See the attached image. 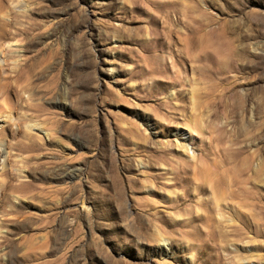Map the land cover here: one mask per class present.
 <instances>
[{
	"label": "rangeland",
	"instance_id": "1",
	"mask_svg": "<svg viewBox=\"0 0 264 264\" xmlns=\"http://www.w3.org/2000/svg\"><path fill=\"white\" fill-rule=\"evenodd\" d=\"M2 2L11 129L48 136L31 132L38 153L23 132L0 141V170L47 189L13 199L23 214L0 208V242L17 245L0 264H264V0ZM196 161L226 171L228 207L193 180L169 187Z\"/></svg>",
	"mask_w": 264,
	"mask_h": 264
},
{
	"label": "bare ground",
	"instance_id": "2",
	"mask_svg": "<svg viewBox=\"0 0 264 264\" xmlns=\"http://www.w3.org/2000/svg\"><path fill=\"white\" fill-rule=\"evenodd\" d=\"M2 1H4V0H0V47L3 46V44L5 43V42H3V40L7 36V31H8L7 27L9 26V22L5 20V17L7 15L4 12L5 6L3 5ZM12 1H14V0H12ZM187 40L188 39H186V41ZM188 44H189V42H188ZM2 53L4 54V51ZM14 90H15V87H14V81H13L12 76L4 74L3 66L0 64V116H3L5 123H7V125L5 127L0 128V141L4 140V137H5L4 135L7 132L8 133H12L14 135L16 133L19 135V134H21V132H23L24 133V139H23V141L21 143V149H23V150H33L36 153L41 152V151L44 150L45 145H43L41 137H39L37 135L33 136L31 134V132H34L35 129H38V130H40L42 132H46V131H44L43 129H41L38 126L33 125V124L21 125L19 128L17 127L16 132L11 129V125H10L11 122L13 120L14 121L18 120L16 118L13 119L12 110L9 107V104H10L9 103V100H10L9 98H10V96H12V93L14 92ZM156 104H158L159 108L167 106L166 103L163 102V101H159V103L156 102ZM165 119H167V118H164L162 121L166 122ZM13 123L15 124V122H13ZM133 134L134 135L139 134L138 131L135 128H133ZM46 136H48V132H46ZM178 136H180V138H182V141H183V143L181 145H178L179 150H180L179 152L182 155L188 156L189 158L196 159V157L194 156V152H193V148H192V142H191L192 139L194 138L192 133H190L189 136L186 137L187 134L184 133V132H181L178 135H176L177 139H179ZM138 137L139 136H137L136 138H138ZM140 141H141V143L138 144V143L134 142V144L136 146H138V147L147 146V138L140 137ZM178 141H180V140H178ZM37 142H41V144H37ZM0 152H1V150H0ZM190 152L192 154H190ZM36 164H37L38 168H40V169L43 166L46 165V163L45 164L44 163H36ZM178 166L180 167V169L178 171V174H177L179 177L178 176L176 177V175H175L176 178L174 180H172V183H171V185H169V187L185 186V182L193 180V181H195V184H196L195 189H194L195 190V194L204 193L209 188L211 190V193H210L211 196L208 198V202H211V204L214 206V208H216V210H219L221 208L224 209L227 206V204L225 202V198L227 197V193L230 194V193H232V191H230L229 187H227V183H229L228 180H227V183L224 182V180H223V178H224L223 174H225L226 171L224 169H222V167H220L219 164H215L214 163V168L211 169V167H209V165H205V164H201V163L198 164L197 161H196L195 162V166L193 165L194 166L193 170L192 169L189 170L190 166L188 165V163L182 162V163H179ZM247 167H248V165L243 166L238 171L241 173V172H243V168L247 169ZM0 171H1V175L4 176V178L0 180V197H1V199H0V208L6 209V207L8 206L9 207V210H8L9 214H23L24 213V212H22L21 209H18L17 207H15L13 199H18L21 196L23 198H26V197H28L29 194L31 196H36V195H39L42 192H44L45 189H46V188H43V187L35 186L36 184L35 183H34L35 185L33 184V180H29L31 177H33V173H29L30 171H28L27 174H24V171H22V170L18 172V174H17L18 177L25 179V180L21 181L20 183H14L15 176L14 175L10 176V174H11L10 173V169H9L8 165H6V163L2 165V168H1ZM190 171H192V176L190 178L186 177V175ZM75 172H79V170H77ZM66 175L68 177L75 176L74 172L68 173ZM188 176H190V174ZM178 179H181V180H178ZM129 181H130V179H129ZM231 183H232V181H231ZM187 184H189V183H187ZM228 186H230V185H228ZM231 187L233 188V186H231ZM72 188L73 187L69 186V187H66L64 189H56L54 191V194L56 196L62 197V195L65 193L66 190H67V192H71ZM235 188H237V187H235ZM189 190L190 189H188L187 191L189 192ZM236 190H238V189H236ZM75 193H76L75 191H72L73 197H74ZM92 193H93V190H92ZM185 194H187V193H185ZM185 196L186 195H184V196L177 195L175 197L176 198V204L179 203V202L187 203V199L185 198ZM81 197L84 198V195L78 196L76 198L80 199ZM187 197H188V195H187ZM228 198L229 197H227V199ZM202 201L204 202L205 200H202ZM208 206H210V205L208 204ZM202 207H204V206H202ZM209 208L210 207H208V209ZM208 209L206 208L205 214L208 211V215H209V210ZM56 210H57V208H56ZM213 210H215V209H213ZM75 212L77 213L76 210H75ZM11 220H14V219H11ZM206 221H208V220H206ZM10 222H13V221H10ZM210 222H213V221L211 220ZM205 224L208 225L209 223H205ZM19 225H18V229L21 232L25 231L26 228L28 227L27 225H25V226L21 225V224H19ZM1 238H2V241L0 242V245L13 246V254H14V250L17 248L16 241L12 240V239H9L8 236H2ZM26 240H29V238H26ZM28 256H30V255H28ZM57 261L58 260H56L54 262L56 263Z\"/></svg>",
	"mask_w": 264,
	"mask_h": 264
}]
</instances>
